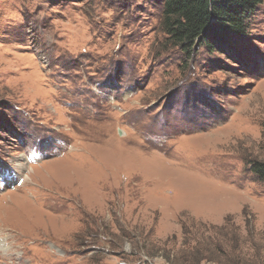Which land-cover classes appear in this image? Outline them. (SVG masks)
I'll return each instance as SVG.
<instances>
[{"label": "rangeland", "instance_id": "rangeland-1", "mask_svg": "<svg viewBox=\"0 0 264 264\" xmlns=\"http://www.w3.org/2000/svg\"><path fill=\"white\" fill-rule=\"evenodd\" d=\"M162 5L0 0V264H264V4L190 53Z\"/></svg>", "mask_w": 264, "mask_h": 264}, {"label": "trees", "instance_id": "trees-1", "mask_svg": "<svg viewBox=\"0 0 264 264\" xmlns=\"http://www.w3.org/2000/svg\"><path fill=\"white\" fill-rule=\"evenodd\" d=\"M161 26L169 40L190 53L195 46L211 52L245 35L252 16L264 0H162ZM252 171L264 182V162H254Z\"/></svg>", "mask_w": 264, "mask_h": 264}, {"label": "bare ground", "instance_id": "bare-ground-1", "mask_svg": "<svg viewBox=\"0 0 264 264\" xmlns=\"http://www.w3.org/2000/svg\"><path fill=\"white\" fill-rule=\"evenodd\" d=\"M19 167H21V165H19ZM20 178V177H19ZM8 180H10V179H8Z\"/></svg>", "mask_w": 264, "mask_h": 264}]
</instances>
